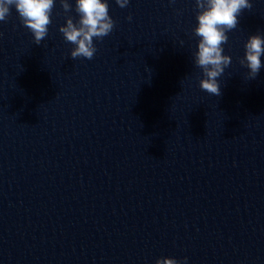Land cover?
<instances>
[{
    "label": "water",
    "instance_id": "obj_1",
    "mask_svg": "<svg viewBox=\"0 0 264 264\" xmlns=\"http://www.w3.org/2000/svg\"><path fill=\"white\" fill-rule=\"evenodd\" d=\"M107 3L91 60L59 0L39 45L15 7L0 22V264H264V68L240 64L264 0L228 32L220 96L193 63L195 0Z\"/></svg>",
    "mask_w": 264,
    "mask_h": 264
},
{
    "label": "clouds",
    "instance_id": "obj_2",
    "mask_svg": "<svg viewBox=\"0 0 264 264\" xmlns=\"http://www.w3.org/2000/svg\"><path fill=\"white\" fill-rule=\"evenodd\" d=\"M59 2L66 14L65 23L59 26V31L66 42L74 45L71 58L91 60L97 51L94 39L102 40L115 25L109 15L107 0H75L76 19L69 14L73 10L69 0ZM116 3L124 8L129 0H116ZM12 7H15L21 23L32 32L34 42L39 45L48 36L55 0H0V22L7 21ZM252 7V0H195L197 24L193 27V33L198 40L197 49L192 54L193 63L202 72L200 88L212 96L221 95L218 78L232 63L231 56L224 54L223 48L228 42V32L238 27L239 15ZM128 19L131 20V16ZM244 47L240 64L248 69L247 77L252 80L264 68L261 60L264 56V35H249ZM155 264H187V257L177 259L162 256L156 259Z\"/></svg>",
    "mask_w": 264,
    "mask_h": 264
}]
</instances>
